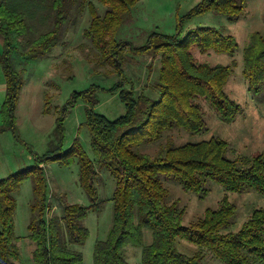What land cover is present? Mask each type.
I'll list each match as a JSON object with an SVG mask.
<instances>
[{"label": "trees", "instance_id": "obj_1", "mask_svg": "<svg viewBox=\"0 0 264 264\" xmlns=\"http://www.w3.org/2000/svg\"><path fill=\"white\" fill-rule=\"evenodd\" d=\"M105 6L103 13L89 2L88 26L83 36L88 39L105 64L110 65L118 80L109 88L117 90L125 112L108 119L96 112L97 103L91 86L74 91L60 108L54 120L53 138L42 155H35L34 164L20 168L0 178V264H17L14 193L21 183L30 178L33 199L26 237L33 243L32 260L35 264H82V254L69 245H82L88 237L83 221L90 209L99 210L100 204L82 205L63 202L61 215L46 217L47 178L44 165L55 161L68 165L78 160L79 183L92 200L95 197L93 180L97 175L94 162L105 167L115 181L112 223L104 239L93 247V264H201L202 253L188 256L176 247V239L207 249L224 264L264 263V209L252 212L238 230L221 232L229 225L233 205L223 197L216 210L206 208L201 219L188 226L181 224L182 210L174 201L167 203V188L161 175L176 179L186 190L205 194L207 180L220 184L227 191L253 189L264 194V150L249 156L229 158L228 143L210 137L199 142L177 146L169 141L154 156L134 150L127 140L138 134L152 140L156 133L174 125L189 132H200L205 126L204 100L224 122H231L242 111L239 103L224 91V85L235 66L210 65L198 61L193 51L226 52L234 54L237 42L232 35L223 34L215 27H195L184 36L152 31L145 42L135 45L116 37L121 25L131 18L137 0H97ZM78 0H0V67L5 80V94L0 105V133L10 131L19 139L16 130L15 108L23 84L17 58L36 59L47 56L59 44L66 23ZM81 6V5H80ZM245 0H199L182 18H190L207 11L223 14L235 20L241 14ZM40 7V11L37 8ZM264 16V8H263ZM44 30L38 37H25L34 23ZM34 24V25H33ZM18 46L22 48L19 51ZM158 57L160 67L156 83L157 99L140 92L135 94L123 72V65L134 56ZM242 74L249 91L264 92V27L249 33L242 51ZM85 105L84 126L90 135L94 160L90 159L76 137L63 149L64 120L77 100ZM136 141V140H135ZM134 141V142H135ZM139 140H137L138 142ZM151 234V242L143 244V231ZM127 246L141 248L140 263L128 261L122 254Z\"/></svg>", "mask_w": 264, "mask_h": 264}, {"label": "rangeland", "instance_id": "obj_2", "mask_svg": "<svg viewBox=\"0 0 264 264\" xmlns=\"http://www.w3.org/2000/svg\"><path fill=\"white\" fill-rule=\"evenodd\" d=\"M199 0H137L131 9V18L120 26L116 37L130 41L135 45L145 42L148 34L157 31L165 34H184L195 27H215L223 34L232 35L237 42V49L233 55L226 52L193 51V55L200 62L210 65L230 64L235 60V66L228 77L224 91L239 103L242 111L231 122H224L219 115L205 102L200 100L204 110L205 126L202 131L189 132L181 126L174 125L156 133V137L148 140L137 133L127 140L134 150L154 156L162 151L169 141L177 146L186 142H199L210 137L224 139L228 143L227 156L236 158L249 156L264 150V92L249 91L246 79L242 74L243 47L248 40L249 33L262 31L264 27V0H245V6L235 20L212 11L190 17L183 15ZM93 3L99 13H103L105 6L97 0H78V5L70 11L66 23V33L62 41L57 44L47 56L36 59L17 58V67L23 70V84L18 103L17 135L15 138L10 131L0 134V178L7 176L20 168L30 166L35 162V155H42L48 149V143L53 138L54 120L60 108L74 91H84L96 86L93 92L97 103L93 109L107 117L115 119L125 112L124 104L118 97L117 90L109 88L118 80L114 69L105 64L90 41L83 36V30L88 26L89 13L87 3ZM81 5V6H80ZM40 11V7L37 8ZM34 23L25 37L35 39L40 32L37 22L39 19L28 21ZM29 27H31L29 25ZM19 51L22 48L18 46ZM159 58L149 55L134 56L130 63L123 65L124 75L129 81L127 88L132 86L135 94L144 92L157 99ZM0 78L3 79L0 67ZM43 105L46 113L40 112ZM85 103L79 99L71 108L64 120V139L62 148H68L78 137L80 144L88 157L94 160L90 147L88 130L79 125L85 120ZM136 140V141H135ZM137 140H139L137 142ZM135 141V142H134ZM97 175L93 180L95 197L92 200L79 183L78 160L68 165L49 161L44 165L47 178V212L46 217L61 215L63 202L90 205L100 204L99 210L90 209L83 223L88 229V237L82 245H69L82 254V264H93L92 252L97 240L104 239L112 223L113 201L111 199L115 181L105 167L94 162ZM160 180L167 188L166 202H176L182 210L181 224L188 226L201 219L206 208L216 210L223 197L233 205V213L229 225L221 232L236 231L241 224L257 209H264V194L253 189L240 192L225 190L220 184L207 180L205 194L186 190L176 179L161 175ZM16 209L14 212L15 235L19 259L17 264H35L32 260L33 243L26 237L27 225L31 212L30 203L33 199L32 182L25 179L14 193ZM151 242V234L143 231V244ZM176 247L188 256L203 254L201 264H224L215 258L207 249L193 244L186 239L177 238ZM122 254L132 263H140L141 248L127 246ZM264 264V263H261Z\"/></svg>", "mask_w": 264, "mask_h": 264}, {"label": "crops", "instance_id": "obj_3", "mask_svg": "<svg viewBox=\"0 0 264 264\" xmlns=\"http://www.w3.org/2000/svg\"><path fill=\"white\" fill-rule=\"evenodd\" d=\"M2 49V37L0 35V51ZM3 75V74H2ZM4 94H5V80H4V77L3 79L0 78V105H1V102L4 98ZM20 93H19V97H18V101H17V105H16V108H15V120H16V126H17V119H16V113H17V108H18V103H19V100H20ZM46 108L45 106L43 105L42 109L40 110V112L42 113H46ZM0 124H1V117H0ZM1 134V133H0Z\"/></svg>", "mask_w": 264, "mask_h": 264}]
</instances>
